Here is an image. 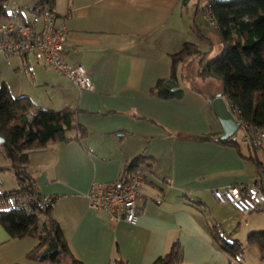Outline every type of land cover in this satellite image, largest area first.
<instances>
[{"label": "crops", "instance_id": "1", "mask_svg": "<svg viewBox=\"0 0 264 264\" xmlns=\"http://www.w3.org/2000/svg\"><path fill=\"white\" fill-rule=\"evenodd\" d=\"M39 1L19 0L25 20ZM205 8L199 0H55L57 17L67 20L65 60L86 69L93 91L33 57L0 52V87L38 108L77 111L75 122L87 131L32 153L28 165L38 192L57 198L50 217L84 264H153L174 244L181 264H235L212 228L239 243L264 232V206L243 215L213 195L230 186L264 191V139L257 148L244 143L242 133L236 146L214 141L223 129L208 99L222 93V84L199 78L195 57L179 68L181 99L153 93L171 78V56L185 44L208 59V44L216 48L203 30ZM138 158L147 176L137 224L91 209L86 195L92 183L116 182ZM10 167L0 147V195L19 188ZM45 219L40 213L39 222ZM38 246L35 238L12 239L0 225V264H40L27 259Z\"/></svg>", "mask_w": 264, "mask_h": 264}, {"label": "trees", "instance_id": "2", "mask_svg": "<svg viewBox=\"0 0 264 264\" xmlns=\"http://www.w3.org/2000/svg\"><path fill=\"white\" fill-rule=\"evenodd\" d=\"M9 1L0 0L1 17ZM54 3L55 0H40L33 10L44 5L54 9ZM205 15L211 17L221 36L222 53L209 60L195 44H185L179 53L171 56V78L159 81L153 93L163 100L181 99L183 91L177 78L179 68L189 59L199 57V78L219 81L230 109L238 113L247 129L264 131V0L227 4L207 2ZM76 112L71 108L61 112L38 108L28 98H14L6 86L0 87V136L5 139L0 147L11 164L10 169L15 173L19 187L27 191L35 188L28 173L32 153L58 142H69L73 139L72 132L79 134L76 139L84 137L87 131L75 122ZM222 143L236 146L237 139ZM141 163L138 158L127 165L121 178L142 166ZM16 193L17 190L0 195V225L12 239L31 237L39 241V246L27 255V259L40 264H62L67 256L71 264H84L72 256L61 227L50 217L51 211L43 213L46 219L39 222L40 213L27 214L13 208L10 200ZM212 234L231 258L243 255V245L225 239L217 226L212 228ZM248 245L256 246L264 261V232L251 234ZM181 263L180 247L174 244L168 254L153 264Z\"/></svg>", "mask_w": 264, "mask_h": 264}, {"label": "built area", "instance_id": "3", "mask_svg": "<svg viewBox=\"0 0 264 264\" xmlns=\"http://www.w3.org/2000/svg\"><path fill=\"white\" fill-rule=\"evenodd\" d=\"M2 17L4 22L0 25V52L4 56L33 57L36 62L45 63L67 77L81 90L93 91L94 85L86 69L81 64L72 66L65 60L67 20L59 19L53 8L48 5L37 7L31 12L30 19L25 20L21 9L14 2H8ZM208 18L214 26L211 17ZM232 113L239 123L243 142L259 147L264 139V131H249L239 119L238 113ZM146 176L147 169L138 166L116 182L92 183L86 195L90 208L106 212L115 222L123 220L135 226L141 214L140 202ZM213 195L219 203H228L243 215L253 213L264 206V191L254 185L246 188L230 186L217 189ZM10 201L13 208L27 214L46 213L53 211L57 206L56 197L43 196L36 188L27 191L24 187H19Z\"/></svg>", "mask_w": 264, "mask_h": 264}, {"label": "rangeland", "instance_id": "4", "mask_svg": "<svg viewBox=\"0 0 264 264\" xmlns=\"http://www.w3.org/2000/svg\"><path fill=\"white\" fill-rule=\"evenodd\" d=\"M206 1L207 0H199L201 5H203V6L207 5ZM9 2H14L19 7V0H10ZM204 17L206 20H205V26L203 27V30L211 38L210 42H212V45L216 46V48L213 47V49H211L210 44H208V46L206 47V51L208 50V52H209V59L212 60L222 53L224 47H221V49H218L217 44L219 41H222L220 39L221 36L219 35V32L217 31L216 27H214L212 25L210 19L206 15H204ZM3 22H4V20H2V21L0 20V25ZM202 43L203 42H199L200 46L202 45ZM192 62H193V59H190V60L186 61L185 63L187 64V63H192ZM236 136L239 139L241 137V132L239 131ZM7 177H12V176L8 175ZM10 181L11 180L9 178H6L7 184L3 183L5 185V187L9 186ZM240 242L244 247V252H243V255H241L237 259L232 258L233 262L235 264H264V261L261 260L259 249L256 246H249L248 245V239H242V241H240ZM62 262H63L62 264H66V263L71 264L72 263L71 259L67 256H65L64 261H62Z\"/></svg>", "mask_w": 264, "mask_h": 264}, {"label": "water", "instance_id": "5", "mask_svg": "<svg viewBox=\"0 0 264 264\" xmlns=\"http://www.w3.org/2000/svg\"><path fill=\"white\" fill-rule=\"evenodd\" d=\"M243 0H216L219 4H227L231 2H238ZM208 103L212 106L213 112L222 126L223 133L214 138V141H228L236 140L239 131V123L234 117L227 101L222 93L215 94L208 99ZM5 139L0 136V145L3 144Z\"/></svg>", "mask_w": 264, "mask_h": 264}]
</instances>
